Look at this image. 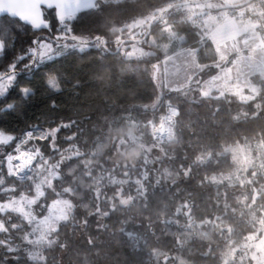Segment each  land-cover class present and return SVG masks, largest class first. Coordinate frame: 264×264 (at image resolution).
I'll list each match as a JSON object with an SVG mask.
<instances>
[{
	"label": "trees",
	"instance_id": "obj_1",
	"mask_svg": "<svg viewBox=\"0 0 264 264\" xmlns=\"http://www.w3.org/2000/svg\"><path fill=\"white\" fill-rule=\"evenodd\" d=\"M196 1L207 0H97L63 21L43 7L48 26L40 28L0 14V81L13 75L0 97V130L13 140L0 145V159L24 132H49L37 140L40 155L25 178L0 167V201L35 198L38 217L56 200L71 203L39 243L37 220L0 213L9 228L0 242L16 249L0 246V264H255L247 242L264 227V163L249 168L243 183L211 177L234 171L225 147L264 152V78L251 76L255 90L242 95H204L195 86L163 92L152 78L163 56L131 58L122 50L130 26L147 18L150 35L171 23L185 46L198 49L200 63L215 62L211 41L201 43L188 17L186 6ZM218 1L212 10L258 0L232 8ZM43 41L53 44L52 58L39 57ZM165 99L179 115L175 138L159 142L147 123L158 121ZM8 217L20 228L12 230Z\"/></svg>",
	"mask_w": 264,
	"mask_h": 264
},
{
	"label": "rangeland",
	"instance_id": "obj_2",
	"mask_svg": "<svg viewBox=\"0 0 264 264\" xmlns=\"http://www.w3.org/2000/svg\"><path fill=\"white\" fill-rule=\"evenodd\" d=\"M225 1L229 3H234L238 0ZM221 3L222 2L218 0H207L206 2H192L190 5L188 4L186 6V9L189 13L188 17L190 20H193L191 23L201 29V33L203 36V38L201 39L202 44H204V42L207 40V38L204 37L206 34L205 16L209 14L210 11H212L211 9L220 7ZM252 8H258L257 2L254 3ZM251 11L252 13H254V16L257 19H260V21L262 20V16L258 14L255 9ZM146 22L147 18L140 19L135 21L130 26L132 28V31L130 32L129 40L131 41H129V44L123 45L122 50L126 53L127 56L131 58L144 57L148 56L149 54L156 55L159 53L163 56V58L159 62L160 68L157 76V82L163 92L185 91L191 86L198 87L200 92L204 95L211 94L215 90L229 93H239L241 95L245 88H251L255 90V87L252 85L250 78L230 80V82L224 84L222 87H216L214 89H211L213 87H209L206 84L209 81H206V79H208L209 76H212L217 73V71L222 66H226L224 64L227 61H215L209 62L207 64L200 63L198 57V49L192 46H185L184 35L180 34L175 29L173 24L165 23L163 27H161L158 34L150 35L149 28L147 30ZM64 37L65 35H61L60 40ZM79 40L83 41V39ZM140 42H143V44ZM76 47L78 49H83L84 46L82 47L76 45ZM53 49L54 46L51 42L43 41L40 45L39 57L52 58ZM212 66L218 68L216 72H212V70H209L208 72L210 74L207 77H202V73L206 69L212 68ZM12 82L13 79L9 81L8 76L0 81V88L4 89V94L9 90L12 85ZM53 88H57V85ZM1 96L2 95H0V97ZM162 107L164 108V115H166L170 107H172L173 109H178V107L176 105H172L168 99H165ZM0 133H2L3 135L12 136L11 134L1 130ZM34 133L35 132H33L31 137H27L25 133L21 134V136L16 141L14 149L10 152L5 153L6 155L3 157V159H0V167L4 165L8 175L9 167H11L12 169V174L10 176H16L19 179L25 178L27 174L34 169V163L40 155L37 146L38 139L33 138ZM48 133L49 132L45 131V136H47ZM35 135H37V133ZM0 145L4 144L0 143ZM223 153H229L231 155L232 161L235 164V168L234 171L229 174H225L222 172L214 174L211 179L216 182H222L227 180L231 184L243 183L245 181V173L249 168H253L255 166H263L264 163V152L260 151L259 149L254 152V150L249 145L245 144H236L233 146L225 147ZM9 154L14 157L11 162V165H9V162L7 160V156ZM23 154H30L33 159L30 164L31 170L26 174L20 176L18 175L16 170L15 159L16 157ZM27 198L35 199L29 197ZM13 199L18 201V207H23L25 211L30 212V215L27 219L28 222L32 220H37V224L35 226L36 228L33 231V240L37 243L43 242L46 239L49 231L51 229H54L60 220L67 217V214L71 208V203L68 200H56L51 203V205L43 216L38 217L37 214L33 212V204L28 205L26 201L21 202V198ZM9 200L3 202L0 201V204L8 203ZM247 246L251 250V256L254 259L255 264H264V227L262 229L261 236H258L257 234H252L251 236H249Z\"/></svg>",
	"mask_w": 264,
	"mask_h": 264
},
{
	"label": "crops",
	"instance_id": "obj_3",
	"mask_svg": "<svg viewBox=\"0 0 264 264\" xmlns=\"http://www.w3.org/2000/svg\"><path fill=\"white\" fill-rule=\"evenodd\" d=\"M3 2H7V0H0V4ZM33 2L40 4V15L36 17L32 13L37 22L43 21L40 27L48 24L44 18L43 7H46L49 2L68 6L61 9L54 8L57 16L63 14L64 19L96 5V0H33ZM250 9L251 6L232 12L230 9H211L212 11L205 16V38L213 45L217 55L216 61L225 62L231 59L230 64L222 66L217 73L206 79V81L209 80L206 84L213 87L211 89L222 87L230 80L249 79L255 74L264 78V39L262 30L258 28L259 19ZM27 23L32 25L31 20ZM0 43H2L1 38Z\"/></svg>",
	"mask_w": 264,
	"mask_h": 264
},
{
	"label": "snow or ice",
	"instance_id": "obj_4",
	"mask_svg": "<svg viewBox=\"0 0 264 264\" xmlns=\"http://www.w3.org/2000/svg\"><path fill=\"white\" fill-rule=\"evenodd\" d=\"M46 7L50 9L51 8L61 9V8H66L68 6L62 5L60 3L54 4V3L49 2L46 4ZM39 9H40V4L37 2H33V0H7V2H3L2 4H0V14L7 15L17 21L22 20V21L27 22L31 20L33 27H36V28H39L41 24L43 23V21L37 22V19L33 18L32 13H34L35 16L38 17L40 15ZM69 16H71V13H69ZM59 18L61 21H63L64 15L59 14ZM47 26L48 25L46 24L44 25V27H47ZM66 27L67 26H65V28ZM73 39H76V37H73ZM4 47L5 45L3 43H0V49H3ZM11 67L12 69H14L15 64H13ZM12 79H13V75H9L8 80L11 81ZM49 84L53 87H56L54 79H50ZM23 91L26 94L28 92V89H24ZM3 94H4V89L0 88V95H3ZM64 127H68V125H64ZM28 135L29 137H31L32 133L29 132ZM41 138H44V137H41ZM12 140H13L12 136L3 135L2 133H0V143L8 144ZM19 158L20 157H16V159H19ZM13 159L14 157L11 154L7 156L9 165H11V162ZM31 159H33V157H29L28 160L23 161V163L21 165H18L17 167H23L24 164L30 163ZM11 174H12V169L11 167H9V175ZM39 195L42 196L43 193H39ZM23 201H26L28 205H32L36 203L35 199H28L27 197L22 196L21 202ZM17 204H18V201H16L15 199H10L8 203L0 204V213H4V212L19 213L27 221L30 215V212L25 211L23 207H18ZM10 221H11V217H8L7 224L11 226L12 230H16L17 228H20L19 224H13V223H10ZM8 231H9V228L4 223V220H0V233H5ZM0 246L6 247L9 253L16 251V249L11 247L7 242H0Z\"/></svg>",
	"mask_w": 264,
	"mask_h": 264
},
{
	"label": "built area",
	"instance_id": "obj_5",
	"mask_svg": "<svg viewBox=\"0 0 264 264\" xmlns=\"http://www.w3.org/2000/svg\"><path fill=\"white\" fill-rule=\"evenodd\" d=\"M257 2V6L258 8H252L254 3L250 4L249 6H251L252 10H256V12L258 14H260L262 16V20L260 21L259 19V26L261 27L262 30V35H263V39H264V7L262 6V3L264 2V0H258ZM232 12L234 9H230ZM191 22L193 20H190ZM179 115V109H173L172 107L169 108L168 112L166 113V115H159L158 121L151 119L148 121V126L150 128L151 134L153 136V139H155L156 141L159 142H167V141H171L172 139L175 138V124H176V118ZM31 132L34 136L33 138H36L38 140H43L46 138L45 136V131L44 130H29L24 132L26 134L27 137H29L28 133ZM37 133V135H35ZM44 137V138H41ZM16 162V159H15ZM19 165L18 162H16V170L18 175L22 176L24 174H26L27 172L21 173L19 167H17ZM28 166V172L31 170L30 169V165Z\"/></svg>",
	"mask_w": 264,
	"mask_h": 264
},
{
	"label": "water",
	"instance_id": "obj_6",
	"mask_svg": "<svg viewBox=\"0 0 264 264\" xmlns=\"http://www.w3.org/2000/svg\"><path fill=\"white\" fill-rule=\"evenodd\" d=\"M225 6L228 7V8H232L233 6H235V4H231V3H228V2H227V3L225 4ZM151 24H152V21H150L149 26H150ZM149 29H150V27H149ZM159 68H160V64H159V63H155V64L153 65V73H152V78H153L154 82H156V84H157L158 86H159V84H158V82H157V76H158V73H159ZM16 162H18L19 165L22 164V161H21L20 158H19V159H16ZM19 169H20V172H21V173L28 172V166H27L26 164H24L23 167H19Z\"/></svg>",
	"mask_w": 264,
	"mask_h": 264
},
{
	"label": "bare ground",
	"instance_id": "obj_7",
	"mask_svg": "<svg viewBox=\"0 0 264 264\" xmlns=\"http://www.w3.org/2000/svg\"><path fill=\"white\" fill-rule=\"evenodd\" d=\"M18 157H20V159H21V161H22V163H23V161L28 160V158H29V157H32V156H31L30 154H23V155H20V156H18ZM31 162H32V159H31L30 163H27L26 165H30Z\"/></svg>",
	"mask_w": 264,
	"mask_h": 264
}]
</instances>
